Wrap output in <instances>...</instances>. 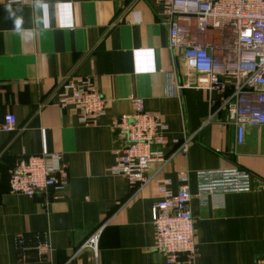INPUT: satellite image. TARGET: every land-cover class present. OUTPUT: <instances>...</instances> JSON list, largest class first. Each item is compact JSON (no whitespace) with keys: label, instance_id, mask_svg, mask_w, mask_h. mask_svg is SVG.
Returning a JSON list of instances; mask_svg holds the SVG:
<instances>
[{"label":"crops","instance_id":"crops-1","mask_svg":"<svg viewBox=\"0 0 264 264\" xmlns=\"http://www.w3.org/2000/svg\"><path fill=\"white\" fill-rule=\"evenodd\" d=\"M162 10L160 0H0V119H17L15 131H0V264H167L152 213L159 186L170 180L176 192L184 172L196 193L198 171L228 167L249 171L253 187L226 194L221 207L191 200L196 264H264V124L237 142L222 93L197 87L207 77L191 75L183 52L170 49ZM66 77H91L106 97L95 124L58 107ZM134 96L168 125L167 153L195 134L186 154L163 168L150 163L138 194V184L110 171L126 143L116 120L131 113ZM53 151L67 164L65 189L10 191L18 159ZM106 220L97 251L83 248ZM26 231L51 233L50 261L17 262L14 238Z\"/></svg>","mask_w":264,"mask_h":264},{"label":"built area","instance_id":"built-area-1","mask_svg":"<svg viewBox=\"0 0 264 264\" xmlns=\"http://www.w3.org/2000/svg\"><path fill=\"white\" fill-rule=\"evenodd\" d=\"M28 0H6L7 4H24ZM162 22L168 27L169 47L181 50L191 75L203 74L199 88L222 93L221 108L236 126V139L244 141L248 126L264 124V0H160ZM230 89V90H229ZM57 105L62 110L74 108L84 125L95 124L107 105L106 97L95 87L91 77L75 80L66 77L57 88ZM228 91V92H227ZM133 110L116 120L117 129L126 143L116 152L111 173L125 175L138 184L135 194L149 183L146 176L150 163L159 161L162 168L178 154H186L195 134L175 141L166 152L168 125L145 108L143 99L134 96ZM216 115V113H213ZM208 117V121L214 115ZM16 116L5 114L0 131L13 132ZM68 169L63 153L44 152L22 157L9 171L10 191L35 196L52 188L65 189ZM180 186L174 192L170 180L159 186L160 199L152 209L156 228V249L167 264H196L198 243L191 200L202 207H221L231 192L252 190V175L239 167L197 172L196 193H192L188 173L179 175ZM83 244L98 249L103 226ZM16 260L19 263L50 261L53 252L49 231H26L15 235Z\"/></svg>","mask_w":264,"mask_h":264},{"label":"clouds","instance_id":"clouds-1","mask_svg":"<svg viewBox=\"0 0 264 264\" xmlns=\"http://www.w3.org/2000/svg\"><path fill=\"white\" fill-rule=\"evenodd\" d=\"M21 24H22V20L21 19H16L15 20V25H16L17 30L20 29Z\"/></svg>","mask_w":264,"mask_h":264}]
</instances>
